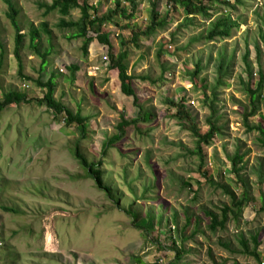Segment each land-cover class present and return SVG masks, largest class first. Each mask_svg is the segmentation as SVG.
I'll return each mask as SVG.
<instances>
[{"label": "rangeland", "instance_id": "obj_1", "mask_svg": "<svg viewBox=\"0 0 264 264\" xmlns=\"http://www.w3.org/2000/svg\"><path fill=\"white\" fill-rule=\"evenodd\" d=\"M13 1L21 10L22 34L27 35L21 51L23 69L20 74L14 54L15 30L7 18L8 7L0 0V38L6 48L0 97L15 90L26 94L29 102L0 113V184H5L0 186V264H177L179 249L181 264H260L242 245L246 241L253 250L256 234L264 263V180L258 175L259 168L264 173V148L259 133L249 132L244 124L243 84L249 79L254 86L259 82V42L264 69L260 38L264 0L239 5L237 13H232L240 21L238 29L230 38L214 41L205 38L218 17L230 15L224 7L216 8L211 18L197 16L185 25L184 12L174 11L169 0H138L132 18L128 17L130 5L123 3L125 13L102 30L110 35L114 54L122 49V41L127 43L129 73L136 76L139 104L154 117L138 129L128 127L125 137L105 157L103 145L118 133L122 118L134 120L140 112L134 98L122 93L118 70L109 69L108 47L94 39L85 56L83 39H70L73 30L58 26L62 16L57 12L45 15L53 0ZM153 3L159 19L170 15L168 24L150 37L142 35L135 45L133 33L151 25ZM87 5L93 18L116 9L115 0H87ZM80 17L81 10L75 9L66 20ZM43 23L48 24L52 45L45 70L42 59L30 48L29 36L33 27L41 30ZM89 35L96 38L93 32ZM42 37L41 48L50 50L43 31ZM248 51L252 78L244 63ZM221 54L228 61L234 58L224 84L217 87ZM197 65L202 69L198 88L191 79ZM71 66L80 70L73 75ZM54 73L56 98L91 117L89 139L80 140L75 124L66 126L63 115L55 116L40 104L45 91L24 78L46 83ZM213 90L224 116L219 123L225 125V135L206 148L205 167L216 182L240 195L242 188L230 173L228 157L241 148L252 185L240 221H230L225 231L217 233L209 230L206 212L221 213L230 204L229 198L205 182L200 160L191 153L196 150L195 138L173 118L175 108L166 101L186 98V105L198 117L197 126L207 131L211 98L207 100L206 95ZM249 122L264 125V103ZM77 140L90 161L102 159L104 182L115 198L86 176L71 152Z\"/></svg>", "mask_w": 264, "mask_h": 264}, {"label": "trees", "instance_id": "obj_2", "mask_svg": "<svg viewBox=\"0 0 264 264\" xmlns=\"http://www.w3.org/2000/svg\"><path fill=\"white\" fill-rule=\"evenodd\" d=\"M7 7V18L10 21L13 29L15 30V50L14 54L18 61L19 72L22 74L23 62L21 57V51L24 49L25 39L27 35L22 34L23 26L20 15L21 10L13 0H4ZM116 9L110 11L107 15L102 17H92L89 13V8L87 5V0L84 3H81L80 0H53L52 4L46 6L45 15L50 13L57 12L62 18L58 24L61 29L73 30V33L70 35V39H83L82 51L85 56L88 55L89 45L97 39L99 44L108 47L109 49V59H110V70H118V77L121 82V91L126 96H131L134 98V104L140 109L139 116L134 120H126L125 117L122 118L121 122L118 124V133L115 134L111 139H109L103 145L102 154L105 157L108 151L121 142L127 133V128L134 126L138 129L139 124L141 123H151L153 120V113L149 110L143 111V107L139 104V98L135 89V79L136 76L129 73V51L126 49L127 43L122 41V49L118 54L112 52L113 45L110 40V35L105 33L102 28L109 22H114L116 16L119 14L122 15L125 13L124 8L122 7L123 3L129 4L131 7V13L128 17L132 18L133 13L138 7V0H115ZM170 4L173 5V10L180 12L182 10L186 16V23L192 22V19H195L197 16H203L204 18H211L216 8L219 6L224 7L227 12H230V15L220 16L214 21L210 30L208 31L205 40L214 41L216 39H228L233 35V32L239 27V20L233 19L232 13H237L239 5L244 6L247 0H169ZM206 2H209L210 5H207ZM80 9L81 17L77 21L66 20L69 17L73 10ZM217 10V9H216ZM213 12V13H212ZM170 15L166 16L165 19H159V13L156 11V3H153L152 15H151V25L147 27L144 32H134L131 42L135 45H138L140 37L152 36L157 32L158 29H163L168 23ZM192 18V19H191ZM239 18V17H238ZM261 23L264 28V18L261 19ZM42 31L49 37L48 42L50 45V50H43L41 48V42L43 41ZM90 32L96 34V38L90 37ZM30 36V48L39 58L42 59V70H45L48 64V57L52 52L51 45V32L49 31L48 24L43 23L40 28H32L29 33ZM260 38L264 44V29L260 30ZM0 48H1V59H0V70L3 68L4 58L6 54L5 45L2 44L0 38ZM258 53V62L260 66L259 72V82L256 86L253 85L251 79H249L244 84V92L246 95V107H245V116L244 124L247 127L249 132H258L260 137L259 141L261 146L264 148V125L259 122L257 124H250L249 119L256 117L260 112L262 105L264 103V69L262 62L263 51L261 49L260 42L256 46ZM180 51V50H178ZM161 54V51H159ZM228 61V58L225 54L220 55L219 59V68H218V86L224 84V77L228 75L232 67V59ZM244 63L247 67L246 70L252 78L253 76V67L252 62L249 59V51L244 56ZM70 71L73 75L76 74L80 69L76 66H71ZM202 72V69L199 65L195 68L194 72L191 73V79L197 86V79L199 74ZM25 79L34 81L37 87L45 91L44 97L39 101L40 104L46 105L55 116L63 115L64 122L66 126H72L75 124V127L79 133L80 140H87L90 136V120L91 117L84 115L81 109L73 111L69 109L62 101L56 98V75L55 73L49 78V80L44 83L40 79L33 80L30 77L24 76ZM145 79V78H144ZM211 96V97H210ZM210 96L206 95L207 100L211 98L208 103V108L210 110L209 116L206 119L208 125L207 131H202L197 126V116L193 114L191 109L186 105V98H182L179 102H174L169 99L166 101L171 106L175 108L173 118H176L180 124L188 128L195 138L196 150L192 151L193 155H196L199 160V170L205 178V182L213 187L216 190H222V193L228 196L230 204H226L222 209L221 213H217L214 210H207L206 216L210 219V224L208 226L209 230L212 233H217L218 231H225L227 229L228 223L230 221L239 222L245 207L249 203L252 195V185H250L249 172L246 165L243 164L244 158L246 155L241 153V148H239L233 156H229L228 159L231 162V171L230 173L235 175L237 182L240 183L242 191L240 195L232 191L231 186L227 184H222L219 181H215L210 174V170L205 167L206 165V148L210 147L216 139L224 137L225 135V125L220 124L219 120L224 116L220 113V108L218 106L219 99L218 94L215 90L210 92ZM27 95L19 91L10 90L5 92L2 97H0V113L5 111L12 105H22L28 103ZM76 160L79 162L80 166L84 170L87 177L91 178L97 188L108 195L109 198H115L112 188L104 182L105 171L102 167V159L98 161H90L82 151L80 147V141L75 142L74 147L71 149ZM219 175H222L220 172ZM259 179L264 180V173L262 168L258 169ZM1 187H4V181L0 184ZM262 196V195H261ZM263 200L264 198L261 197ZM118 203V200H117ZM5 210L13 211L12 209L5 208ZM150 214V213H149ZM188 225L191 223V217L188 219ZM197 233V232H196ZM259 234H256L252 237V243L254 244L253 250H250L248 242H242V245L245 249V252L250 253L255 256L260 264H264L261 261V253L258 251L260 247V242L258 240ZM184 247V246H183ZM183 252H186L185 248ZM181 249L176 251L175 259L177 264L182 262ZM187 264V263H182Z\"/></svg>", "mask_w": 264, "mask_h": 264}]
</instances>
